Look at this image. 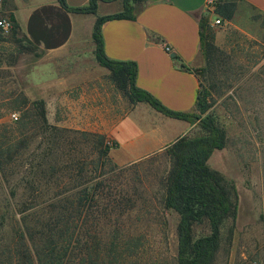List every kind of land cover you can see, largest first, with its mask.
Segmentation results:
<instances>
[{
  "label": "trees",
  "instance_id": "trees-1",
  "mask_svg": "<svg viewBox=\"0 0 264 264\" xmlns=\"http://www.w3.org/2000/svg\"><path fill=\"white\" fill-rule=\"evenodd\" d=\"M99 1L70 7L67 0H59L81 13H97ZM123 1L122 11L96 19V59L110 70L109 78L131 104L148 102L165 115L198 126L166 148L170 166L162 179L161 199L166 211L179 215L176 264H216L229 220L233 235L239 194L234 180L209 165L213 152L225 147L227 131L214 114H205L215 82L207 86L204 80L218 65L227 72L231 64L215 42L211 15H204L200 33L206 65L194 69L200 80L196 108H169L137 85L135 61L115 60L105 51L104 22L135 18V0ZM237 5V0H217L215 12L228 21ZM9 17L16 37L20 25ZM23 37L37 50L24 33ZM20 106L21 115L14 122L2 119L0 111V183L6 188L0 189V264H140L142 237L122 232V218L135 209L136 192L111 185L114 174L102 177L121 167L110 153L108 135L50 124L44 99L24 98ZM206 220L210 232L197 236L196 225Z\"/></svg>",
  "mask_w": 264,
  "mask_h": 264
},
{
  "label": "rangeland",
  "instance_id": "rangeland-1",
  "mask_svg": "<svg viewBox=\"0 0 264 264\" xmlns=\"http://www.w3.org/2000/svg\"><path fill=\"white\" fill-rule=\"evenodd\" d=\"M3 8L0 18L9 17L4 4ZM236 14L231 20L214 25L215 42L225 51L231 68L224 72L218 65L204 80L207 86L215 82L209 99L210 108L205 114H214L227 131L225 147L213 152L209 165L234 180L239 194V213L233 235L230 237L232 221L229 220L223 226L216 264H264V16L253 14L247 18L243 12H238L239 23H231ZM214 19L212 14L211 21ZM11 29L7 31L0 27L2 119L17 121L11 115L16 112L20 117L24 98L29 101L44 99L50 124L98 131L93 130L90 120L93 113H106L103 106L111 105L110 113L118 115L132 108L129 98L102 73L103 83L96 97L89 90L83 93L79 87L69 93V101L63 95H56L53 88L48 99L43 98L40 96L39 76L50 73L52 65L49 62L41 64V53L32 49L22 31L15 37ZM205 65L206 61L199 68ZM97 107L102 111L96 113ZM73 120H79L80 127L72 126L70 122ZM66 121L68 123L64 124ZM169 166V156L164 149L102 175L114 174L111 185L122 190L128 188L132 194L136 192L135 209L122 218V226L126 227L122 232L142 237L144 247L140 264H176L179 215L166 211L161 199L162 179ZM109 167L107 165L106 169ZM0 189H6L2 182ZM195 231L197 236L209 233L208 221L196 225Z\"/></svg>",
  "mask_w": 264,
  "mask_h": 264
},
{
  "label": "crops",
  "instance_id": "crops-1",
  "mask_svg": "<svg viewBox=\"0 0 264 264\" xmlns=\"http://www.w3.org/2000/svg\"><path fill=\"white\" fill-rule=\"evenodd\" d=\"M89 1L67 3L81 7ZM207 1L135 0L134 19H109L102 26L107 55L135 61L137 85L176 111L196 108L200 80L194 69L205 62L200 21L204 15H211ZM3 4L8 16H14L41 53V64L52 65L50 73L39 76L40 96L48 99L53 88L56 95L69 101V93L79 87L83 93L89 90L98 96L103 83L100 74L109 76L110 70L96 59L94 25L98 16L122 11L123 0H100L97 13L69 10L59 0H6ZM237 10L247 18L264 16V0H238ZM238 12L231 23H239ZM110 106H103V115L93 113L90 124L93 130L108 135L110 153L120 165L159 153L196 129V124L165 115L148 102L132 104L120 115L110 113ZM95 110L102 111L98 107ZM70 123L80 127L79 120Z\"/></svg>",
  "mask_w": 264,
  "mask_h": 264
},
{
  "label": "built area",
  "instance_id": "built-area-1",
  "mask_svg": "<svg viewBox=\"0 0 264 264\" xmlns=\"http://www.w3.org/2000/svg\"><path fill=\"white\" fill-rule=\"evenodd\" d=\"M216 1L217 0H208L207 1V6H208V11L212 14L215 15V19L211 21L213 25H219L223 23V19L221 16H219L216 12ZM3 10V0H0V12ZM13 26V21L9 17H2L0 18V27L4 28L5 30L9 31ZM168 49H170L168 47ZM12 119L13 120H18L19 115L18 113H12Z\"/></svg>",
  "mask_w": 264,
  "mask_h": 264
}]
</instances>
